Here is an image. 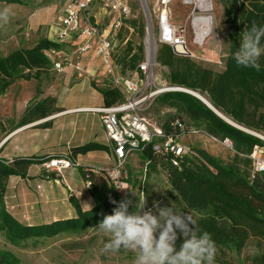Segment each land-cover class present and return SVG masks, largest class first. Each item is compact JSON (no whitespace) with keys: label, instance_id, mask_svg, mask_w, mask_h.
Listing matches in <instances>:
<instances>
[{"label":"rangeland","instance_id":"obj_1","mask_svg":"<svg viewBox=\"0 0 264 264\" xmlns=\"http://www.w3.org/2000/svg\"><path fill=\"white\" fill-rule=\"evenodd\" d=\"M25 1L26 5L23 6L0 3V11L5 8L10 10L8 22L0 24L1 55L21 47H31L40 37L51 34V38H55L50 30L52 27L56 30L55 24L65 1ZM211 1L212 10L207 13L213 21L211 34L199 44L194 43V33L190 25L192 6L184 5L182 0H173L170 3L169 25L184 29L186 47L190 55L180 58L169 53V56L181 61L202 63L219 71L226 57V42L221 28V5L219 0ZM130 6L136 18L128 20H134L136 27L133 28L127 23L117 32L118 35L116 33L113 60L116 66L125 52L128 41H131L135 48L140 44L143 47V60L148 50L149 56L157 64L153 67L150 81L152 91H157L162 89L164 84H168L167 69L156 61V54L161 46L153 42V38L159 34L156 0H134ZM43 10L48 13V21L31 23L30 16ZM94 13L96 12L89 11L91 19ZM65 48L68 54L75 49L70 44ZM72 56L75 58L76 55ZM86 62L80 71L74 67H65L58 72L52 67L42 75L39 82L16 81L0 96V139L8 137L0 149V158L3 160L28 156L44 158L71 155L72 148L89 141H96L109 147L108 152L94 151L77 156L75 159L77 166L63 171L60 176L55 175V179L45 177V172L39 165L31 168L27 178L11 176L7 184L5 203L8 211L22 223L41 224L72 217L74 210L68 202L69 195H74L85 209L90 201L86 181L100 183L105 178L109 179L107 170L113 168L115 159L102 129L100 115L93 109L103 106L101 95L96 89L110 87V83L96 57L90 55ZM116 70L121 75L130 74L128 69L123 73L119 66H116ZM159 95L161 94L155 96L150 107L143 113L150 123L158 126L166 119L178 115L173 109L158 104ZM46 97L54 99V107L57 110L46 118L20 125L21 106L33 105ZM79 109L87 111H75ZM182 118L187 126L192 124L185 117ZM178 142L184 151L188 148H198L224 163L230 162L234 155L232 148L226 146L223 141L206 134H182ZM140 161V154H134L127 160L124 180L128 182L129 190L126 193L120 192L121 195L131 200L134 207L145 199V210L152 208L154 202H159L161 207L172 206L180 211L182 205L171 190L165 173L158 169L146 177L143 163ZM79 168L85 175L81 174ZM96 229L98 225L81 233L28 240L19 246L10 244L0 236V251L12 253L20 264H134L135 253L131 251L123 249L120 253H103L101 249L110 238V234ZM262 251L264 241L250 238L240 253L224 250L219 254V259L231 264H251V258ZM215 264L221 263L215 261Z\"/></svg>","mask_w":264,"mask_h":264},{"label":"trees","instance_id":"obj_2","mask_svg":"<svg viewBox=\"0 0 264 264\" xmlns=\"http://www.w3.org/2000/svg\"><path fill=\"white\" fill-rule=\"evenodd\" d=\"M7 5H26L25 0H0ZM221 5V28L225 34L226 57L221 70L192 61H181L175 57L168 45L160 44L156 61L167 69L166 80L170 86L185 88L204 97L206 101L233 126L199 99L184 92H165L158 96L162 107L173 109L178 115L166 119L162 130L171 136L178 133L170 127L173 119L185 117L194 127L219 141L229 140L234 155L224 163L204 150L193 148L189 152L175 157L171 153L163 154L152 150L148 143L136 154H140L145 176L158 169L166 175L168 184L179 200L182 208L179 212L191 214L201 232L207 231L215 241L217 251L215 261L224 250L240 253L250 238L264 241V173H252L251 154L255 145L264 146V142L244 132L239 127L253 131H264V56L260 58L261 70L238 67L232 54L239 49L241 34L255 23L264 26V0H219ZM92 22V19H91ZM135 28L134 20H125ZM121 26V28H122ZM120 28V29H121ZM141 34L143 27H140ZM118 35V33H117ZM116 35V36H117ZM115 37V36H114ZM264 45V40H262ZM65 43L39 38L29 48H19L0 54V96L5 94L16 81L35 80L39 82L55 61L53 52L62 51ZM143 61V47L136 48L128 41L125 52L116 66L125 73L134 72ZM101 95L103 106H111L123 100L121 93L109 87L96 89ZM54 99L46 97L33 105H28L19 120L25 125L34 120L53 114ZM47 126V125H45ZM108 152L107 145L87 142L72 148L70 157L75 161L79 155L89 152ZM48 157H15L11 162L0 159V236L14 246L28 240L50 239L66 233H81L99 225L105 215L113 213L117 202L125 199L108 179L88 186V195L92 200L89 209H83L74 195L68 202L74 210L72 217L53 220L41 224H25L17 220L7 209L5 194L11 176L27 178V172L33 165H40ZM175 160L177 165L172 161ZM82 175L83 170L79 168ZM45 177L55 179L54 173H45ZM135 212L134 206L129 207ZM180 243L177 242V248ZM118 251L119 253L122 251ZM251 264H264V251L251 258ZM0 264H20L8 251H0Z\"/></svg>","mask_w":264,"mask_h":264},{"label":"built area","instance_id":"obj_3","mask_svg":"<svg viewBox=\"0 0 264 264\" xmlns=\"http://www.w3.org/2000/svg\"><path fill=\"white\" fill-rule=\"evenodd\" d=\"M132 1L134 0H66L62 13L55 24V40L65 43L74 40L72 37L76 36L75 38L80 41L75 48L78 54L88 51L92 48L93 42L95 43L94 55L104 67L110 86L118 90L123 97L119 103L108 107L94 108L93 111L100 115L102 129L110 142L115 159L114 166L107 170V175L115 188L124 193L129 190L128 182L124 180L127 160L140 151L144 145L151 143L153 151L163 154L171 153L177 157L189 152V148L184 151L183 147L179 145L178 140L182 134H206L193 125L187 126L176 118L171 120L169 125L178 133L171 136L162 130L161 125L150 123L143 115L158 94L165 92L193 94L192 91L185 88L166 84L162 89L152 91L150 81L153 76V67L157 64L149 56L148 50L146 58L137 65L134 72L129 75H121L117 72L113 60L114 36L120 30L123 21L136 18L130 6ZM171 2L172 0H156L159 34L153 38V42L155 45L156 43L168 45L174 54L187 56L190 53L186 47L184 29H177L169 25ZM182 3L192 6L191 16L199 13L193 1L182 0ZM95 4L104 9L110 17L105 27L91 22L88 13ZM53 55L55 58L53 68L60 72L69 62L62 51L53 52ZM76 69L79 70L78 65H76ZM239 128L264 142V131ZM7 139L8 137L0 139V149ZM223 143L232 148L229 140L226 139ZM248 157L251 160L252 173H264V146L255 145ZM7 162H11V159ZM172 163L177 165L175 160ZM39 166L45 173H54L56 176H60L63 171L73 168L77 164L70 155L63 154L49 156ZM90 184L89 180L86 181L87 187Z\"/></svg>","mask_w":264,"mask_h":264},{"label":"clouds","instance_id":"obj_4","mask_svg":"<svg viewBox=\"0 0 264 264\" xmlns=\"http://www.w3.org/2000/svg\"><path fill=\"white\" fill-rule=\"evenodd\" d=\"M10 10L0 11V24H6ZM241 44L232 54L238 67L261 70L264 56V26L253 23L241 34ZM113 213L105 215L98 231L110 234L103 244V253L121 249L135 253L134 264H215L216 243L207 231L201 232L197 220L172 206L161 207L154 202L145 210V199L135 205L138 211L130 212L132 204L127 198L117 202ZM182 242L177 248V241Z\"/></svg>","mask_w":264,"mask_h":264},{"label":"crops","instance_id":"obj_5","mask_svg":"<svg viewBox=\"0 0 264 264\" xmlns=\"http://www.w3.org/2000/svg\"><path fill=\"white\" fill-rule=\"evenodd\" d=\"M64 1H66V0H64ZM173 1V0H172ZM3 4V3H2ZM64 4H65V2H64ZM64 4H63V7L61 8V13H62V10H63V8H64ZM91 11H95L96 13H94L93 15H92V21L93 22H95V23H98L100 26H103V25H107L108 24V22H109V19H110V17H109V15L105 12V10L104 9H102L98 4H95L94 5V7L91 9ZM48 13H45V11L43 10V11H37V12H35L34 14H32L31 16H30V22L31 23H37V22H40V21H48V18H47V15ZM88 15H89V13H88ZM90 16V15H89ZM50 33H52L53 34V37H55V38H51V34L50 35H48V36H44V37H46V38H48V39H51V40H55L56 39V36H55V29L52 27L51 28V30H50ZM76 36H73L72 38H74V40H72V41H67V42H65V46H64V49L62 50V52L64 53V55L66 56V58H67V60H68V62H69V64H65V66L63 67V69L65 68V67H74L75 69H76V65H78V69L79 70H77V71H80L81 70V67H82V65L83 64H86L87 62V60L89 59V57H90V55H92V56H94L95 57V55H94V52H95V43L93 42V46H92V48L91 49H89L88 51H86V52H83V53H80V54H78V53H76V51H75V49H73V51H72V53L71 54H68V52H67V50H66V45L67 44H70L71 46H74L75 48H76V46L80 43V41L79 40H77L76 38H75ZM41 38V37H40ZM39 39V38H38ZM21 48H23V47H21ZM27 48H29V47H27ZM19 49V48H18ZM70 53V52H69ZM72 55H76L75 56V58L72 56ZM101 64V63H100ZM101 67H102V65H101ZM103 68V70H104V72H105V69H104V67H102ZM62 69V70H63ZM80 75V74H79ZM28 102V101H27ZM26 107H27V104H24L23 106H21V109H20V119H21V117H22V115H23V113H24V111H25V109H26ZM106 137V136H105ZM107 139V138H106ZM108 141V140H107ZM89 142H96V141H89ZM98 143V142H97ZM110 143V142H109ZM105 145V144H104ZM7 160V159H6ZM9 160V159H8ZM33 166H36V165H33ZM33 166H31L30 168H29V170H28V172H27V175L30 173V170H31V168L33 167ZM92 206V200L90 199V201H89V204H88V206H87V208H85V209H89V207H91ZM84 209V208H83Z\"/></svg>","mask_w":264,"mask_h":264},{"label":"bare ground","instance_id":"obj_6","mask_svg":"<svg viewBox=\"0 0 264 264\" xmlns=\"http://www.w3.org/2000/svg\"><path fill=\"white\" fill-rule=\"evenodd\" d=\"M195 3L196 10L198 14L192 15L190 19V25L193 29L194 40L196 43L203 42L206 38L209 37L210 28L212 27L213 21L211 17L207 14L212 10V1L211 0H188ZM193 94H196L193 92ZM203 101H206L204 97H200ZM75 111H87L85 109H79ZM73 111V112H75Z\"/></svg>","mask_w":264,"mask_h":264},{"label":"water","instance_id":"obj_7","mask_svg":"<svg viewBox=\"0 0 264 264\" xmlns=\"http://www.w3.org/2000/svg\"><path fill=\"white\" fill-rule=\"evenodd\" d=\"M191 95H193L194 97H196L197 99H199L202 103H204L207 107H209L215 114H217L220 118H222L224 121H226L227 123H229V124H231V125H233V126H236V125H234L232 122H230L228 119H226L225 117H223L221 114H219L216 110H214L213 108H212V106L207 102V101H203L200 97V95L199 94H191Z\"/></svg>","mask_w":264,"mask_h":264}]
</instances>
